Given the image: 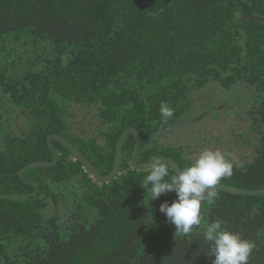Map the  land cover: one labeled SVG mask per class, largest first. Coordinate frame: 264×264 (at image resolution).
<instances>
[{"label":"trees","instance_id":"trees-1","mask_svg":"<svg viewBox=\"0 0 264 264\" xmlns=\"http://www.w3.org/2000/svg\"><path fill=\"white\" fill-rule=\"evenodd\" d=\"M253 18L264 19V0H0V195L28 196L0 198V264H212L202 233L217 219L254 243L249 264H264V195L215 191L201 225L177 233L158 210L175 193L150 201L132 135L109 181L55 140L54 165L17 175L52 161L57 134L106 177L133 127L145 138L138 164L167 157L183 170L220 150L233 170L217 185L264 189V22ZM209 83L245 102L194 117L225 109L230 126L205 131L208 143H158Z\"/></svg>","mask_w":264,"mask_h":264},{"label":"clouds","instance_id":"clouds-1","mask_svg":"<svg viewBox=\"0 0 264 264\" xmlns=\"http://www.w3.org/2000/svg\"><path fill=\"white\" fill-rule=\"evenodd\" d=\"M159 113L163 121L174 115L173 109L163 102ZM147 167L150 172L144 180V187L148 189L150 201L175 193V199L171 203L163 201L158 210L165 216L166 222L174 226L175 232L188 235L193 226L201 225L202 203L205 199L209 202L214 200V186L232 175L233 163L230 156L220 150L205 149L190 166L177 169L171 176V165L166 161L153 158ZM202 235L210 245L207 256L214 257L212 264H249L254 243L243 239L238 232L228 230L221 220L204 225Z\"/></svg>","mask_w":264,"mask_h":264},{"label":"rangeland","instance_id":"rangeland-1","mask_svg":"<svg viewBox=\"0 0 264 264\" xmlns=\"http://www.w3.org/2000/svg\"><path fill=\"white\" fill-rule=\"evenodd\" d=\"M214 85L209 83L196 90L194 97L197 98L196 100L198 101H193L192 105H190V108L186 112L188 119L184 121L187 122L171 128L170 132L166 134L159 135L157 137L158 143H163L165 146L175 147L178 143H208L206 141V136L204 135L205 131L221 130L223 126H230V124L224 125V123H221L218 119L219 117L222 118L226 115L225 112L227 111H225V109L217 111L215 116L212 114L213 116L209 118H205L206 116H204L201 120H198V117L203 116L207 110H211L210 108L218 110L228 106L229 104L238 106L237 104L245 102V95L240 92L234 90H223L216 84ZM235 112L240 115L242 110L238 109ZM195 114L200 115L198 117H194ZM223 131L228 130L224 129ZM219 136L220 141L218 143H227L222 134H219ZM224 137L226 138L228 136Z\"/></svg>","mask_w":264,"mask_h":264},{"label":"water","instance_id":"water-1","mask_svg":"<svg viewBox=\"0 0 264 264\" xmlns=\"http://www.w3.org/2000/svg\"><path fill=\"white\" fill-rule=\"evenodd\" d=\"M253 19L264 22V19H259V18H253ZM205 114H207V113H205ZM182 121L183 120H179L176 123H174V125H172L171 127L167 128V129H163L160 132L166 133L171 128H174L177 125H179ZM127 135H132L135 139V145H134V148L132 151V156H131L130 162L138 170L148 169L149 167H147V165H149L151 161L148 163H144V164H138L135 161L136 152H137L141 142L145 138L140 134V132L136 128L130 127L128 129H126L118 137V139L116 141L115 156L113 159L112 169H111L109 175L106 177L99 176L98 173L95 171V169L91 166V164L67 140H65L63 137H61L60 135H57V134L49 135L47 137V144H48V148H49L51 155H52V161L51 162H33V163H30V164L24 166L23 168H21L17 172V175L20 178H22L24 173H26L28 170H31V169L37 168V167H47V166L54 165L58 160V153L52 144V140H55V141H58L61 145H63V147H65L70 152V154L75 159H77L83 165V167H85L97 180L102 181V182L109 181L118 172L120 159H121V144L123 143V141ZM157 159L166 161L169 165H171V169L174 172L177 169H179L177 167V165L170 158L160 157ZM214 188H215V191H226V192L236 194V195H264V189L241 190V189H234V188H231V187H228L225 185H216V186H214ZM27 197L28 196L10 197V196H6V195H0V198H8L11 200H19V199H23V198H27Z\"/></svg>","mask_w":264,"mask_h":264}]
</instances>
